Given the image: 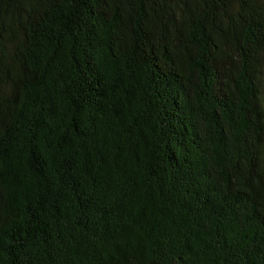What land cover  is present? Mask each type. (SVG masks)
Listing matches in <instances>:
<instances>
[{
	"label": "trees",
	"instance_id": "1",
	"mask_svg": "<svg viewBox=\"0 0 264 264\" xmlns=\"http://www.w3.org/2000/svg\"><path fill=\"white\" fill-rule=\"evenodd\" d=\"M264 0H0V264H264Z\"/></svg>",
	"mask_w": 264,
	"mask_h": 264
},
{
	"label": "rangeland",
	"instance_id": "2",
	"mask_svg": "<svg viewBox=\"0 0 264 264\" xmlns=\"http://www.w3.org/2000/svg\"><path fill=\"white\" fill-rule=\"evenodd\" d=\"M263 72H264V69H263ZM263 83H264V73H263Z\"/></svg>",
	"mask_w": 264,
	"mask_h": 264
}]
</instances>
